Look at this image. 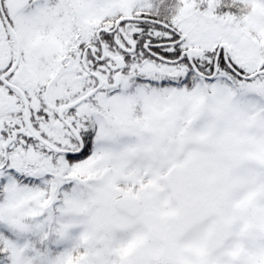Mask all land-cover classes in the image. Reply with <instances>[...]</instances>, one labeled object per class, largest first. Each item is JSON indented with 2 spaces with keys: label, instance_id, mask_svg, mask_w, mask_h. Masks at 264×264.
Here are the masks:
<instances>
[{
  "label": "snow or ice",
  "instance_id": "1",
  "mask_svg": "<svg viewBox=\"0 0 264 264\" xmlns=\"http://www.w3.org/2000/svg\"><path fill=\"white\" fill-rule=\"evenodd\" d=\"M0 264H264V0H0Z\"/></svg>",
  "mask_w": 264,
  "mask_h": 264
}]
</instances>
